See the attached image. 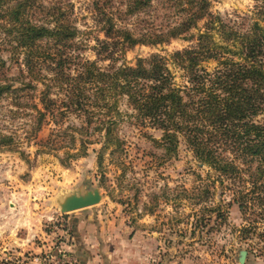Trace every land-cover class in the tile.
<instances>
[{
  "label": "rangeland",
  "instance_id": "obj_1",
  "mask_svg": "<svg viewBox=\"0 0 264 264\" xmlns=\"http://www.w3.org/2000/svg\"><path fill=\"white\" fill-rule=\"evenodd\" d=\"M94 1L37 0L44 7L62 3L80 30L78 52L90 60L98 59L99 40H105ZM126 5L127 0L112 4L117 24L136 34L161 30L177 19L162 0H153L149 7L131 15L124 13ZM258 6H264V0H211L212 12L225 20L251 15ZM40 10L33 19L37 23L48 18ZM2 22L0 83L13 87L0 106V264L35 262L44 252L67 248L69 218L76 214L91 216L106 236L109 258H116L117 264H241L240 252L247 251L251 242L239 239L237 230L245 223L238 206H227L229 215L224 223L216 219V213L206 212L231 199L229 195L222 198L221 189L213 188V171L201 165L183 143L176 154L165 155L154 142L161 132L137 125L126 100L120 105L124 117L110 137L93 129L90 137L86 130L81 134L76 129L81 121L72 116L66 120L65 127L70 126L67 136L47 141L58 127L47 114L38 129L41 115L36 107L43 108L40 96L44 85L32 79L23 51L14 37L4 32ZM192 43L178 39L157 46L138 45L121 59L135 65L154 54L170 58ZM109 64L99 62L101 67ZM171 68L178 83L184 84L182 72ZM51 91L55 98L59 96L57 87ZM81 141L89 142L86 150ZM95 189L102 195L99 204L70 213L61 211L59 201L65 197ZM207 189L213 197L197 203ZM206 216L212 220L208 222ZM244 264H264V258L248 253Z\"/></svg>",
  "mask_w": 264,
  "mask_h": 264
},
{
  "label": "trees",
  "instance_id": "obj_2",
  "mask_svg": "<svg viewBox=\"0 0 264 264\" xmlns=\"http://www.w3.org/2000/svg\"><path fill=\"white\" fill-rule=\"evenodd\" d=\"M162 1L177 19L161 30L136 34L117 24L114 0H95L93 8L105 33L97 60L78 52L80 30L61 2L44 7L37 0H0V21L23 51L32 79L44 85L43 108L36 107L41 115L38 129L47 114L58 127L48 142L67 136L66 120L72 116L81 121L76 128L81 134L86 130L90 137L93 129L110 137L124 117L120 105L126 100L137 125L161 132L160 139H152L165 155L176 154L183 143L213 171V188L231 199L206 212L216 213L224 223L227 206L237 205L245 223L237 230L239 239L251 242L248 253L264 258V6L255 7L251 15L225 20L212 12L211 0ZM152 2L127 0L124 13L141 12ZM36 10L48 18L37 23ZM178 39L193 43L170 58L154 54L135 65L121 59L138 45ZM101 61L110 64L101 67ZM212 63L215 67L208 68ZM171 66L182 72L184 84L178 83ZM12 87L0 83V106ZM53 87L58 88L57 98ZM88 144L81 141V148L86 150ZM213 195L207 189L197 203H206Z\"/></svg>",
  "mask_w": 264,
  "mask_h": 264
},
{
  "label": "crops",
  "instance_id": "obj_3",
  "mask_svg": "<svg viewBox=\"0 0 264 264\" xmlns=\"http://www.w3.org/2000/svg\"><path fill=\"white\" fill-rule=\"evenodd\" d=\"M90 219L91 216L86 214H76L69 218L67 249L78 257L80 264H117L114 262L116 258L112 257V261L109 258L104 232ZM24 264L38 263L27 260Z\"/></svg>",
  "mask_w": 264,
  "mask_h": 264
},
{
  "label": "water",
  "instance_id": "obj_4",
  "mask_svg": "<svg viewBox=\"0 0 264 264\" xmlns=\"http://www.w3.org/2000/svg\"><path fill=\"white\" fill-rule=\"evenodd\" d=\"M102 200V195L98 189L87 191L83 194H74L65 197L59 201V207L63 213H70L82 209H86L99 204ZM248 252L242 250L240 252L239 262L244 264L247 258Z\"/></svg>",
  "mask_w": 264,
  "mask_h": 264
},
{
  "label": "built area",
  "instance_id": "obj_5",
  "mask_svg": "<svg viewBox=\"0 0 264 264\" xmlns=\"http://www.w3.org/2000/svg\"><path fill=\"white\" fill-rule=\"evenodd\" d=\"M35 262L38 264H80L78 257L65 247L63 249L58 248L57 253L53 250L44 252L36 256Z\"/></svg>",
  "mask_w": 264,
  "mask_h": 264
}]
</instances>
